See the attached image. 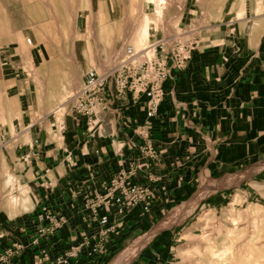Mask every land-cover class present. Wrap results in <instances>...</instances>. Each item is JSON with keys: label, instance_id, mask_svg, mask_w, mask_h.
Masks as SVG:
<instances>
[{"label": "crops", "instance_id": "0c3cea01", "mask_svg": "<svg viewBox=\"0 0 264 264\" xmlns=\"http://www.w3.org/2000/svg\"><path fill=\"white\" fill-rule=\"evenodd\" d=\"M116 2L0 0V178L13 174L30 200L29 208L20 205L12 215L0 209V255L14 244L25 246L0 264H37L40 247L54 258L84 237L100 246L92 254L84 248L71 264H113L123 251L127 264H177L174 249L192 234L190 215L159 227L166 214L191 199L203 181L264 156V8H248L239 19L230 16H237L232 9L225 19L222 0L217 9L203 0H166L160 17L149 12L148 42L178 31L195 41L186 67L172 69L164 82L155 116L146 118L143 95L118 97L110 85L92 127L70 106L58 117L69 105L61 100L83 81L86 72L79 68L114 62L122 56L116 55L117 36L124 48L134 38L138 19L116 18ZM140 126L156 149L152 157L140 149ZM131 166L129 181L148 187L150 197L135 207L99 206V215L108 216L99 224L86 200ZM224 193L203 197L196 207L215 208ZM45 212L64 215L65 223L34 245L37 215ZM143 236L135 251H127Z\"/></svg>", "mask_w": 264, "mask_h": 264}, {"label": "rangeland", "instance_id": "374dc122", "mask_svg": "<svg viewBox=\"0 0 264 264\" xmlns=\"http://www.w3.org/2000/svg\"><path fill=\"white\" fill-rule=\"evenodd\" d=\"M116 1L114 9L115 17L137 18V32L141 30L140 28L143 22L150 19L149 12L152 13L151 16L158 18L162 15L164 11L163 8L167 5L166 0L162 3V5H158L157 2H153L151 4L148 0ZM222 1L223 18L225 19L228 18V13L232 9L242 11L244 14L248 8H251V10L253 9L252 11L255 12H261L264 8V0ZM203 2L205 5L217 9L221 0H203ZM70 6L72 5L69 4V7ZM157 9L161 11L158 16L156 11H154ZM234 12H232L230 16L236 18V12ZM147 36L148 32L145 36H142L140 47L149 43L147 41ZM86 38L92 41L93 37L90 34V36ZM117 38L116 55L121 52L123 54L125 43L120 42V44L119 37L117 36ZM134 38L131 42H129L132 46L135 45ZM68 39V42L72 43L71 37ZM90 53L92 55L105 54L104 52L97 51ZM77 59L78 61H81L79 56ZM118 60L119 58L114 62L105 60L103 61L102 66L97 65L99 61L96 60L95 62H92L90 67H86L82 71L79 68V71L83 74L93 67H96L98 70H105L111 67V64H115ZM109 61L111 63H109ZM77 64L79 65L80 63ZM81 83L82 82L79 81L78 87ZM70 92L71 91H69L68 94H70ZM65 100L66 99L63 98L61 102H64ZM67 107H69V105L61 108L58 112V117H60V114H62ZM263 172L264 156L240 170H231L221 177L203 181L191 199L180 203L177 207L170 210L166 214L159 227L178 223L182 217L190 215L188 218L190 220V224L188 226L191 227L192 234H184L185 240H181L179 245L174 249L173 255L177 264H264ZM9 176L10 178L12 177L11 180H9ZM220 191H225V193L223 195V199L219 202L217 207L212 209H210L207 205H199L196 207L197 203L203 197L207 198L209 196L216 195ZM24 194L27 195L25 188L21 187L13 174L6 172L5 178H0V209H2V207L9 208V214L12 215L14 213L13 209L20 208V205L23 209L29 208L30 204L27 206V204L23 202ZM13 197L18 199L16 206H12L11 199ZM231 201L235 202L233 206L229 205ZM187 203H190V206L193 205L192 208L189 209V207H187ZM206 212H209L208 215L203 217ZM201 216L203 218H200ZM154 230H156L155 227L153 228V231ZM152 234L153 232L149 233L147 237L149 238ZM144 237L146 236L138 238L135 242ZM124 252L125 251L116 257L113 264H122L121 262L125 259ZM127 263L128 261L126 260L125 264Z\"/></svg>", "mask_w": 264, "mask_h": 264}, {"label": "built area", "instance_id": "2783aa9c", "mask_svg": "<svg viewBox=\"0 0 264 264\" xmlns=\"http://www.w3.org/2000/svg\"><path fill=\"white\" fill-rule=\"evenodd\" d=\"M183 31H178L150 41L147 45L136 49L126 45L122 56L111 67L105 70L91 68L86 71L81 85L65 100L70 108L87 118L88 127L96 122V108L104 99V91L111 85L114 94L123 97L130 92L134 99L144 96V111L146 118L156 115L160 102L164 96V82L170 77L172 69H184L191 58L195 41L184 37ZM26 43L31 45V39ZM142 140L141 151L146 156H154L156 149L149 137L145 126L136 128ZM134 173L131 166L128 170H120L109 181L106 191L88 198L85 207L90 211L91 218L104 225L108 222L106 214L99 215L98 208L112 202L118 205L135 207L145 202L151 191L143 184H134L129 181ZM146 208V206H144ZM40 222L36 234L31 240L34 245L39 244L41 238L52 235L65 223L64 215L58 212L39 213ZM109 228L99 231L103 239ZM3 233L0 232V238ZM100 246L98 241L91 245L90 239L84 237L79 243L71 245L62 254L50 258L47 249L40 247L37 264H71V259L76 258L80 252L89 247V253H95ZM25 246L18 243L5 249L0 255V263L10 260Z\"/></svg>", "mask_w": 264, "mask_h": 264}, {"label": "bare ground", "instance_id": "6f19581e", "mask_svg": "<svg viewBox=\"0 0 264 264\" xmlns=\"http://www.w3.org/2000/svg\"><path fill=\"white\" fill-rule=\"evenodd\" d=\"M148 2H157L158 3V5H162V3H164L165 2V0H148ZM154 11H156V14H157V16L160 14V10H154ZM161 16V15H160ZM159 16V17H160ZM242 16V11H238L237 12V16L236 17H238V19L240 18ZM151 27H153L152 26V22H151V20L149 19H147V21L146 22H143V24H142V26H141V30L140 31H138V32H136V36H135V38H134V47L136 48V49H140L141 47H140V44H141V42H142V36H145V34H147V32L149 31V29L151 28ZM140 47V48H139ZM12 178V177H11ZM11 178H10V176H9V180H11ZM262 187H264V186H262ZM264 189V188H263ZM236 197H237V195H236ZM18 202V199L16 198V197H13L12 199H11V203H12V206H16V203ZM23 202L24 203H26L27 204V206H28V204H30V200H29V198L28 197H26V196H24V198H23ZM234 201H231L230 202V206H233L234 205ZM13 208V207H12ZM208 213L209 212H206L204 215H203V217H205L206 215H208ZM202 216L200 217V218H203ZM209 219V218H208ZM150 236V235H149ZM143 239H145V237L144 238H141V239H139L137 242H135L134 244H132L128 249H127V251H129V252H131V251H135L140 245H141V241L143 240ZM230 248V247H229ZM120 262V261H119ZM118 262V263H119ZM126 263V260H123L121 263L122 264H125ZM229 262V261H228ZM224 264V263H223Z\"/></svg>", "mask_w": 264, "mask_h": 264}]
</instances>
